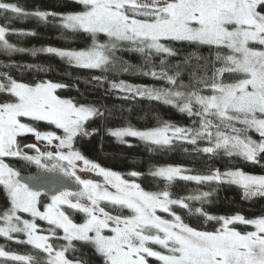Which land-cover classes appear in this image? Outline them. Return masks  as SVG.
I'll return each instance as SVG.
<instances>
[{"label": "snow or ice", "instance_id": "obj_1", "mask_svg": "<svg viewBox=\"0 0 264 264\" xmlns=\"http://www.w3.org/2000/svg\"><path fill=\"white\" fill-rule=\"evenodd\" d=\"M74 2L79 11L57 12L28 10L18 0H0V54L8 59L15 53L55 55L74 68L99 70L90 82L107 85L106 91L124 100L158 101L193 119L190 127L162 120L144 130L130 125L107 128V134L121 143L132 137L147 145L149 152L187 144L191 147L184 150L196 156L249 163L264 159V0ZM29 19L66 34H90L91 45L79 50L20 47L10 38L35 36L33 30L15 27ZM101 34L106 37L103 42ZM176 44L196 51L181 57ZM125 46L140 53L144 64L137 67L122 61L117 53ZM205 47L208 55L200 54ZM121 70L137 71L166 86L110 78ZM66 87L47 80L25 83L10 71H0V95L8 97L0 102V190L5 195L0 238L29 249L21 254L0 246L5 264H90L92 257L85 248L102 264H150L152 259L158 264H264V214L212 215L204 207L223 185L239 187L244 200L264 198V174L238 167L197 172L169 164L150 170L151 178L162 182L161 190H145L135 179L101 166L77 147L82 138L99 134L90 124L106 113L95 105L62 98L57 90ZM25 134L45 148L32 143L27 146L31 152L23 151L18 137ZM8 158L25 166L34 164L38 172L60 173L75 187L39 174L25 177L6 162ZM79 173H96L103 179ZM128 176L138 178L142 173L131 171ZM45 180L59 186L46 190ZM177 181L197 187L177 195L171 191ZM203 186L211 190L204 191ZM181 212L217 226L212 230L191 226ZM75 213L83 214L82 222L74 220ZM241 225L250 230H240Z\"/></svg>", "mask_w": 264, "mask_h": 264}, {"label": "trees", "instance_id": "obj_2", "mask_svg": "<svg viewBox=\"0 0 264 264\" xmlns=\"http://www.w3.org/2000/svg\"><path fill=\"white\" fill-rule=\"evenodd\" d=\"M17 2V0H12ZM18 2L28 10L40 8L51 9L57 12L79 11L80 6L74 0H18ZM15 27L24 30H33L35 36L11 37L13 42L19 41L18 46L25 48H39L42 46H53L59 48L71 49H86L91 45V36L87 33L66 34L51 25H39L34 20H21L16 23ZM99 39L103 42L106 37L102 34ZM181 57L188 55L195 48L189 47L186 44H176ZM208 49L200 48L199 53L208 55ZM117 55L126 64L133 66H141L144 64L143 56L130 50V46L122 48ZM155 63H159V58H155ZM175 63V60L172 61ZM38 65V68H23L11 69L5 68V65ZM44 69V70H41ZM10 71L14 78L25 82L35 83L40 81H52L55 83L65 84L68 87L58 89L57 94L62 98L72 99L78 103L92 104L105 111L104 119H97L90 124V128H98V135L82 138L77 144V147L90 159L99 163L101 166L119 172L124 176H128L131 171L142 173L141 177L133 178L137 183H140L145 190L158 191L161 190L163 184L161 181L151 178L150 170L155 166L164 165H180L187 168H194L197 172H206L211 168H220L222 171L229 168L238 167L250 174H264V159L259 163L244 162L239 158L215 157L210 158L205 155L196 156L186 152L184 149L190 145H177L174 149L166 152L148 151V146L138 139L127 138V144L121 143L114 137L107 134V128L132 126L139 130L158 126L160 121L168 120L180 126H192L193 119L189 118L186 113H180L176 108L165 105L158 101H151L147 98L127 101L122 99L116 92H109L104 87L95 85L90 82L92 76L100 75L99 70L88 71L77 69L68 65L65 61L52 54L38 53L33 57L28 53L12 54L11 59L0 54V71ZM111 79L124 80L131 84L148 85L154 87L166 86L164 82L154 80L150 76H143L137 71L111 73ZM184 82L187 83V77H184ZM8 97L0 95V102L7 100ZM41 129L46 130V126L41 124ZM54 130V129H52ZM254 139H258V134L250 132ZM131 145V146H128ZM31 152V150H27ZM8 163L12 164L21 173L34 171L32 165L25 166L23 161L16 159H8ZM84 178L96 179L98 176L95 173H79ZM197 186L195 183L177 181L171 189L177 195H187ZM202 190L210 191L208 186H203ZM5 204V195L0 190V207ZM199 207V204H195ZM205 211L212 215H231L241 213L248 218L264 214V198H254L252 200H244L242 191L237 186L223 185L213 194L211 202L204 206ZM180 211V210H178ZM125 214H127L125 212ZM184 215L183 212H181ZM76 216V217H75ZM75 220L82 219V216L74 215ZM185 222L191 226L198 228H207L212 230L215 222H209L205 225L203 218L196 216L188 217L184 215ZM240 230L246 229L244 226H239ZM0 246H5L6 250L16 251L21 254L29 251L28 248L10 243L3 238H0ZM84 252L91 256L90 264H102V262L92 255L90 249L85 248ZM155 263V260H150ZM0 264H5L3 258H0ZM13 264V262H6Z\"/></svg>", "mask_w": 264, "mask_h": 264}, {"label": "water", "instance_id": "obj_3", "mask_svg": "<svg viewBox=\"0 0 264 264\" xmlns=\"http://www.w3.org/2000/svg\"><path fill=\"white\" fill-rule=\"evenodd\" d=\"M21 174L24 175L25 177L35 176L39 174L40 176L45 178H49V177L58 178L59 182L62 183L64 186H67L69 188L75 187L70 181L67 180V178L63 177L62 174L60 173H43V172H38V170H36L29 173H21ZM44 186L46 190H54L57 186H59V184L48 183L45 180Z\"/></svg>", "mask_w": 264, "mask_h": 264}, {"label": "rangeland", "instance_id": "obj_4", "mask_svg": "<svg viewBox=\"0 0 264 264\" xmlns=\"http://www.w3.org/2000/svg\"><path fill=\"white\" fill-rule=\"evenodd\" d=\"M20 138V146H21V149L23 150V151H27V150H30L27 146V143L26 144H23V143H25V141H31V142H33V143H37V144H39V145H41L42 146V149H44L45 148V145L43 144V143H40V142H37V141H35V138L31 135V134H25V135H23V136H20L19 137ZM128 138H132V137H128ZM127 139V138H126ZM133 139V138H132ZM134 139H136V138H134ZM50 147H54V146H50ZM49 150V149H48ZM51 150V149H50ZM8 159H13V158H8ZM8 159L6 160V162H8ZM35 169H34V171H36L37 170V168H36V166L33 164L32 165ZM82 166V165H81ZM96 174V173H95ZM97 175V174H96ZM98 176V175H97ZM124 176V175H123ZM126 179H133L132 177H130V176H124ZM86 178H88V177H86ZM102 177H99L98 176V178H97V181H100V182H102ZM96 180V179H95ZM45 199H47V198H45ZM75 214H77V216H78V214H79V216H82V219H79L78 221L77 220H75L76 222H82V220H83V214H80V213H75ZM75 214H73V218H75L74 217V215ZM161 215H165V214H163V213H160ZM25 218H30V217H28L27 216V214H25ZM167 218V217H166ZM150 264H158V262H156L155 261V263H151L150 262Z\"/></svg>", "mask_w": 264, "mask_h": 264}, {"label": "flooded vegetation", "instance_id": "obj_5", "mask_svg": "<svg viewBox=\"0 0 264 264\" xmlns=\"http://www.w3.org/2000/svg\"><path fill=\"white\" fill-rule=\"evenodd\" d=\"M18 141L20 142V138H19V137H18ZM26 143H27V145H31L33 142H31V141H25V143H23V144H26ZM38 146H40V147L42 148L41 145L38 144ZM50 149H51V150H54V147H50V146H49V150H50Z\"/></svg>", "mask_w": 264, "mask_h": 264}]
</instances>
